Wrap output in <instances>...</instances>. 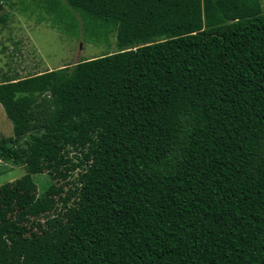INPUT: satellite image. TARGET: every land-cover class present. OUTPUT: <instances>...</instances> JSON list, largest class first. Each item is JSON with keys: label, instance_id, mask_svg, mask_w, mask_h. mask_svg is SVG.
Instances as JSON below:
<instances>
[{"label": "trees", "instance_id": "obj_1", "mask_svg": "<svg viewBox=\"0 0 264 264\" xmlns=\"http://www.w3.org/2000/svg\"><path fill=\"white\" fill-rule=\"evenodd\" d=\"M239 1L218 24L207 0L33 2L115 50L2 75L0 161L25 173L0 186V264H264V11Z\"/></svg>", "mask_w": 264, "mask_h": 264}, {"label": "rangeland", "instance_id": "obj_2", "mask_svg": "<svg viewBox=\"0 0 264 264\" xmlns=\"http://www.w3.org/2000/svg\"><path fill=\"white\" fill-rule=\"evenodd\" d=\"M35 0H0V80L3 74H13L23 77L35 72H41L64 65H72L80 59L101 55L115 50L113 34L108 36V47L104 43L93 44L82 38H73L69 33L63 34L54 27L50 17L38 7L33 6ZM214 5L216 16L214 23L232 19L230 10L221 12L218 8L221 0H207ZM260 12L264 11V0H258ZM203 2V1H202ZM231 3L230 9L236 12L248 10L249 3L239 0H225ZM203 6L205 4L202 3ZM229 5V4H228ZM252 6V4H250ZM214 18V13L208 17ZM237 15V13L235 14ZM0 136H12V124L5 115L0 104ZM20 142V140H18ZM17 143H15L16 145ZM21 144V143H20ZM19 146V143L16 145ZM22 146H24L22 144ZM25 173L24 164H14L0 161V186L12 182ZM36 193L40 194L49 183L45 172L33 174ZM3 193H0V202Z\"/></svg>", "mask_w": 264, "mask_h": 264}]
</instances>
